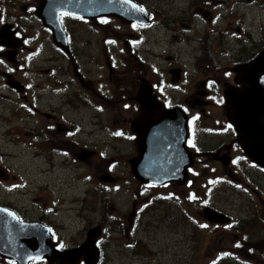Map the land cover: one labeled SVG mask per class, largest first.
I'll list each match as a JSON object with an SVG mask.
<instances>
[{
  "label": "flooded vegetation",
  "instance_id": "1",
  "mask_svg": "<svg viewBox=\"0 0 264 264\" xmlns=\"http://www.w3.org/2000/svg\"><path fill=\"white\" fill-rule=\"evenodd\" d=\"M48 1L44 0L45 22L54 24L55 33L50 26L43 25L36 17L40 0H0V85L12 97L16 96L14 98L24 101L44 100V146H53L52 153L84 167V164L90 165L87 159L89 155L93 159L98 156L101 160L109 161L108 173L100 174L96 179H107L105 182L101 181L106 186H109L106 183L118 186L128 180L131 184L136 183L133 189V205L138 204V208H150L154 211L152 220L155 224L158 220L155 217L156 201H151L148 197L157 194L158 200L159 195L166 194L162 196L163 201L168 199V195L176 199L177 194L173 190L177 186L171 183L159 188H149V185L137 183L130 170L129 162L135 157L150 165L157 163L156 154L161 160L157 147L159 141L151 131L139 153L135 145L133 124L142 113V106L135 95L142 84L146 85L149 92L152 91L154 99L163 103L166 109H174L166 111V116L171 117L166 121L170 131L175 132L178 124L181 125L183 133L180 142L169 143L167 147L180 145L193 160L184 188L192 186L191 172L204 173L209 168H215L220 173L215 180L223 183L217 187V191L221 193L233 189V184L238 185L245 180L254 184L253 179L259 177L257 183L261 187L257 186L256 189L255 184L238 185L240 190H236L241 194L239 197L245 196L244 199L250 206V215L254 217L253 221L246 222L248 227L241 226L240 220L233 215L227 225L211 224L207 221L203 224L208 227L216 226L222 232L227 230L225 227L234 226L236 231L244 234L248 228L258 224L264 226V169L244 155L237 133L226 118L225 110L226 90L229 87L232 91L243 88L242 82L237 81L234 68L250 61L258 52L246 60L236 61L233 66L225 67L218 60V54L222 50L204 46L202 36L195 33L188 36L181 26H177L179 30L170 29L173 20H163L160 7L151 0H130L139 7L142 13L140 19L145 22L143 24L126 23L113 15L81 17L74 13L61 12L53 17L45 7ZM197 10L203 12V15L197 13ZM194 11L195 16L206 23L208 12L201 8ZM33 23L39 26L36 28L39 41H34V28L31 27ZM163 26L174 33L165 42L166 48L173 49L178 43L175 33L182 35L186 40L183 42L181 38V43L185 46H179L186 50V55L192 57V60L181 64L183 56H166L164 61L167 66L161 72L150 59H159V54L155 51L161 49L158 44L162 41L161 38H165L160 29ZM149 35L151 39H148ZM232 38L237 39L234 36ZM162 75L169 85L182 86L181 92L184 94L179 100L174 98L169 89L166 91L167 95L160 91ZM263 78L264 74L258 80L262 81ZM35 80L40 84L35 85ZM172 80H176V83L171 84ZM19 84L23 88L17 91L16 87L21 86ZM38 86L40 87L37 89ZM194 86L197 90H193ZM32 87L36 88L38 95L31 94ZM57 98L61 102L65 101V105L70 108V115L52 108ZM22 107L26 110L30 108L36 113L35 108L30 105ZM109 107L120 113L116 120L112 117L106 118ZM218 109H221V113H218ZM157 122L158 119L154 118L139 122L137 130H151ZM97 133L107 134L114 156H107L106 152L94 148L95 143L91 139ZM147 143L150 144L148 151L145 150ZM82 152L88 155L82 158ZM199 177L204 178V174L195 175V179ZM158 189L167 192L157 193ZM126 191L127 187L124 192ZM184 204L191 205L190 192L185 197ZM221 205V198L215 197L214 202L212 200L205 207L223 213L219 208ZM10 209L20 220L26 221L17 209ZM50 214L53 213H46L43 225L50 229L58 246L64 248L56 238L53 229L55 225L47 220ZM174 214L173 208L172 216ZM115 226L123 225L117 223ZM138 226H142L141 222ZM100 242L98 240L101 248ZM2 263L12 264L0 258V264Z\"/></svg>",
  "mask_w": 264,
  "mask_h": 264
},
{
  "label": "rangeland",
  "instance_id": "2",
  "mask_svg": "<svg viewBox=\"0 0 264 264\" xmlns=\"http://www.w3.org/2000/svg\"><path fill=\"white\" fill-rule=\"evenodd\" d=\"M151 1L160 7L163 20H173L170 29L179 30L177 26H181L188 36L194 33L202 36L204 46L222 50L218 54V60L225 67L233 66L236 61L246 60L264 48V0ZM197 8L208 12L206 23L195 16L194 10ZM197 13L203 15L200 10ZM210 22L214 23L210 25ZM31 27L34 28V41H39L36 29L39 26L33 23ZM160 29L165 38H161L162 41L158 44L161 49L155 51L159 54V59L152 57L150 61L161 72L167 66L164 59L169 55L178 54L183 56L181 64L189 63L192 57L187 56L186 50L179 46H185L181 43V38L185 42V37L175 33L178 43L173 49H169L165 42L174 33L167 31L164 26ZM247 33H251L250 39ZM233 36L240 40L232 38ZM148 39H151L150 35ZM160 82L159 89L163 94L167 95L166 91L169 89L176 100L184 94L181 92V85L170 86L164 75ZM34 84L40 82L35 80ZM36 88H31V94L38 95ZM193 90H197L195 86ZM139 92L138 89L136 97ZM0 94L4 97L0 99V205L16 208L27 222H44L46 213L52 211L53 214L47 220L58 228L60 238L67 241L68 245L65 247L71 249L80 246L84 243L89 229L101 227L100 237H103L105 253L101 264H264V226L258 224L246 229L245 235L248 238L242 240L241 235L244 233L235 231L234 228L222 232L219 228L214 229L203 224L201 210L212 200L214 202L215 197H220L223 202L219 206L222 212L238 218L241 226H246V220L251 216L245 196L239 197L241 194L236 191L240 190L237 184H233L232 191H217V187L223 184L215 180L220 174L217 169L209 168L204 173L194 172L190 188L176 187L173 190L177 194L176 199L168 195V199L163 201L164 204L160 201L161 205L156 203L155 217L158 220L155 224L152 220L154 211L148 208L139 220L142 226L134 229L136 226H130V215L134 199L133 189L137 184H131L128 180L119 183L121 189H116L117 186H112L114 184L111 183L103 186L96 178L100 174L108 173L109 161L101 160L98 156L93 159L89 155L87 159L90 165L84 164V167L52 153L53 146H44V100L24 101L14 98L16 96L12 97L1 85ZM23 105L35 108L36 113L30 108L23 109ZM48 108L51 109L49 106ZM52 108L70 115V108L60 98L53 102ZM218 113H221V109H218ZM119 116L120 113H116L115 109L108 108L106 118L112 117L116 120ZM91 140L95 143L94 148L106 152L107 156H114L106 133H97ZM80 155L83 158L88 153L82 152ZM197 174H204V178L195 179ZM258 178L256 176L253 179L256 189L257 186L261 187L257 183ZM241 183L248 186L244 181ZM126 187L127 191L124 192ZM166 192L167 190H157V193ZM189 192L190 206L184 204ZM156 196L157 194L150 196L151 200ZM262 202L264 205V200ZM101 203L105 204H102V211ZM177 204L197 218L193 219V224L198 229L189 222L192 217L188 216V221L174 207ZM173 208L175 214L172 216ZM109 216L112 220L108 219ZM116 223L124 226H114ZM210 230L214 231L209 232ZM132 241L136 245L133 246ZM251 248H255V251Z\"/></svg>",
  "mask_w": 264,
  "mask_h": 264
},
{
  "label": "water",
  "instance_id": "3",
  "mask_svg": "<svg viewBox=\"0 0 264 264\" xmlns=\"http://www.w3.org/2000/svg\"><path fill=\"white\" fill-rule=\"evenodd\" d=\"M53 1L49 0L45 4L48 13H51L53 17H57L58 13L61 12L74 13L81 17L114 15L128 22L142 23L137 11H135V7L127 0ZM36 15L43 25L46 24L50 26L53 32H56L54 24L51 25L45 22L44 0H40ZM234 71L238 76L237 81L242 82L243 88L237 89V91H232L229 87V89L226 90L225 110L227 113V119L233 126H235L238 132V141L244 154L260 167H264V88L258 85L259 76L264 74V49L253 61L244 66L238 65ZM140 90L141 92L138 93L137 100L142 104V116L140 115L136 121L143 122L147 119L154 118L156 120L158 119V122H161V126L165 121L171 118L166 116V111L163 109L162 104L155 102L152 99L153 96L152 98L150 97L149 87L147 88L146 85L142 84ZM234 97L236 98V101ZM152 110H154L153 114L151 112ZM154 128H156V124L152 129L150 128L153 134ZM134 132L138 136V131L136 129ZM146 132H148V130H146ZM165 134H168L167 125ZM154 135L156 137V134ZM175 135L177 140L175 143H179L180 134L177 132ZM164 138L165 139L162 140H166L168 136L164 135ZM136 143H138V138ZM174 146L166 153V155H170V162L169 159L160 162V160L156 158L159 165L154 164V166H152L147 163H145L147 165H143L142 159L140 161L138 159L131 161V170L135 178L140 183H150L157 186L169 182L177 183L179 186L184 184L186 179V166L174 164V157H179L181 151L182 156H184V148L182 149V146H180V148H174ZM167 149L168 148L162 146V148L159 149V152H164ZM181 159L182 158L180 157V160ZM139 162L142 165H140ZM184 162H186V156H184ZM184 162H182V164H184ZM187 165H191V163ZM151 173L152 175H150ZM3 212L5 213L4 210ZM203 214L205 218L212 223L223 224L224 222L227 223L229 221L227 217L225 218V215L214 212L210 208H205ZM9 219V217L6 219L5 215L4 219H0L1 256L12 258L17 264H28L30 260L42 258L46 259L49 264H79V256L85 254L86 257H84V264L97 263V257L89 256L95 254L93 239L96 237V235H94L96 232L94 230L88 232L87 240L84 244L85 246L83 245L79 249L70 251L57 252L52 249L53 247L49 241L50 236L43 226H32V224H25L27 226H19L18 224L12 225L8 223ZM84 248L85 250L87 249L86 252ZM56 260H58V262H55Z\"/></svg>",
  "mask_w": 264,
  "mask_h": 264
},
{
  "label": "snow or ice",
  "instance_id": "4",
  "mask_svg": "<svg viewBox=\"0 0 264 264\" xmlns=\"http://www.w3.org/2000/svg\"><path fill=\"white\" fill-rule=\"evenodd\" d=\"M202 227H203V225H202Z\"/></svg>",
  "mask_w": 264,
  "mask_h": 264
}]
</instances>
